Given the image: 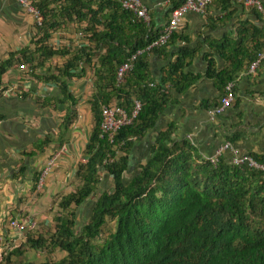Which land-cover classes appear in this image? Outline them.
Wrapping results in <instances>:
<instances>
[{"label": "trees", "instance_id": "trees-1", "mask_svg": "<svg viewBox=\"0 0 264 264\" xmlns=\"http://www.w3.org/2000/svg\"><path fill=\"white\" fill-rule=\"evenodd\" d=\"M47 1L34 3L42 16L40 39L47 42L50 36L45 30L58 26L48 5L61 3L57 9L59 16L85 22L88 44L70 54L67 50L50 49L40 41L35 51L25 50L16 59L11 55L2 61L0 78L14 61L31 66V70L33 63L34 68L38 61L52 56L67 57L57 71L60 78H80L85 73L84 66L95 60L92 92L86 101L92 127L82 149L84 162L75 171L80 184L59 198L57 207L62 214L54 217V229L47 238L34 237L31 230L24 236L25 244L34 252L59 250L65 255L58 261L39 264H264V172L225 163L219 156L212 165L206 157L193 155L188 144L171 143L168 128L155 138L139 172L128 181L123 179L131 141L153 128L168 103L169 88L181 93L197 79L182 72L195 51L182 49L159 80L149 77L144 52L140 53L133 60L132 69L117 83V67L155 38L157 30L136 21L116 0H51L49 4ZM235 2L243 6L238 0H211L209 4L229 16L234 12ZM262 6L264 9V0ZM248 9L257 17L260 15L261 20L259 11ZM234 33L235 39L224 35L215 41H204L205 46L229 63L216 72L213 60H207V75L217 79L221 95L243 65L264 50L261 26L238 21ZM174 38L187 43L184 36L175 37L173 32L165 44L151 50L167 45ZM60 83L58 88L70 105L62 121L68 126L76 119L77 101L65 82ZM133 98L141 103L132 122L120 126L111 142L101 138L100 106L115 101L129 112ZM100 172L111 177L112 188L95 196L87 221L78 225L74 209L95 194ZM107 222H113V228L102 238V227ZM18 246L11 248L0 264H12L11 257L19 252Z\"/></svg>", "mask_w": 264, "mask_h": 264}, {"label": "crops", "instance_id": "crops-1", "mask_svg": "<svg viewBox=\"0 0 264 264\" xmlns=\"http://www.w3.org/2000/svg\"><path fill=\"white\" fill-rule=\"evenodd\" d=\"M30 1L34 6L40 0ZM50 1H47L48 4ZM142 2L149 17L147 25L157 32L166 24L171 9L180 5V0ZM61 5H48L53 9V20L58 26L45 30L50 37L44 42L40 39L39 27H35L31 17L15 1L0 0V63L11 55L16 59L25 50L35 51L40 47V41L47 43L50 49L67 50L70 54L73 50L67 46L70 40L77 46L74 48L86 46L88 34L84 31L85 22H77L72 16L70 20L59 16L57 9ZM233 5L234 12L229 16L223 15L225 13L214 4L207 6L204 15L186 13L181 26L174 32L175 37L184 36L186 44L174 38L159 49L143 53L149 77L159 80L182 49L194 50L182 72L197 76V79L181 93L169 88L168 103L163 106L153 128L143 137L131 141L128 169L123 174L125 181L139 172L140 165L149 157L155 138L168 128L169 141L177 146L188 144L195 156L209 157L227 142L230 149L225 148L219 156L223 162L231 164V156L247 154L264 164V61L253 73L248 72L249 64L245 63L246 66L243 65L232 80L233 103L213 117L207 114L209 108L218 104L222 92L217 79L207 75V60H213L216 72L229 63L205 46V39L215 41L224 35L235 39L234 27L238 21L261 26L260 15L257 17L236 2ZM77 24L82 32L78 39L72 32ZM246 45H250L248 40ZM66 59L65 56H52L39 63L34 59L37 65L33 68V63L31 70V66L14 61L0 78V253H4L11 241L23 242L8 227V219L18 218L23 224L33 222L32 215L40 209L42 201L69 193L67 188L71 187L76 171L73 167L78 161L84 162L82 149L87 136L81 141L79 134L87 135L92 127L86 101L92 92L95 59L89 66H84L82 77L64 80L57 75V71ZM73 80L78 83L74 84ZM62 81L77 101L76 119L68 126L62 124L70 107L58 88ZM84 82L88 83L87 95L80 97L78 92ZM53 155L56 156L54 169L45 178L39 192L36 181L46 160Z\"/></svg>", "mask_w": 264, "mask_h": 264}, {"label": "built area", "instance_id": "built-area-1", "mask_svg": "<svg viewBox=\"0 0 264 264\" xmlns=\"http://www.w3.org/2000/svg\"><path fill=\"white\" fill-rule=\"evenodd\" d=\"M15 1L21 10L29 15L35 25V27H40L42 23V17L40 12L32 6L30 0H13ZM120 7L124 10L130 11L136 21H141L144 24H148L149 17L146 11V7L143 4L142 0H116ZM211 0H183L182 3L177 6L176 8L172 9L169 12L168 19L166 24L160 29L158 34L155 38H153L146 46L141 49L135 50L129 57L126 58L125 61L121 62V64L117 67L116 70V81L117 83L122 82L124 76L132 69L133 67V60L135 57L143 52H148L153 47H160L168 40L170 35L175 32L181 26L182 18L186 13H194L197 15H204L206 6L210 3ZM240 1L244 7L254 8L261 13V28L264 33V9L262 6V0H238ZM254 60L249 63L248 72H255L256 68L259 66L260 62L264 61V50L261 52L259 51ZM19 68H22L19 66ZM153 82H150V85H153ZM234 84L233 81H229L225 88L224 93L219 98L218 104L212 106L207 111L208 116L213 117L221 113L226 107L233 103L235 98L234 93ZM140 101L138 99H134L132 103V107L129 112H126L122 107L115 103H106L105 105H101L100 110V122L98 126L99 135L101 138L108 140L111 142L114 133L116 130L123 125L129 124L135 118L136 113L140 108ZM230 149V145L226 142L224 145L220 146L218 149L214 151V153L206 157L205 159L211 163L212 165L215 164L217 160V156L222 152L225 148ZM56 156H49L46 160L44 167L42 168L40 175L36 181V187L39 189L41 181L43 180L44 176L48 170L54 166ZM235 165H247L248 167L259 168L260 170L264 171V164H260V162L255 161L249 155H233L230 160ZM7 225L10 229H13L16 235L19 238L23 237L25 231H33L34 230V223L27 222L26 224L22 223V220L18 218H9L7 221ZM2 242L0 236V243ZM4 253H0L1 255Z\"/></svg>", "mask_w": 264, "mask_h": 264}, {"label": "rangeland", "instance_id": "rangeland-1", "mask_svg": "<svg viewBox=\"0 0 264 264\" xmlns=\"http://www.w3.org/2000/svg\"><path fill=\"white\" fill-rule=\"evenodd\" d=\"M70 30H72V29H70ZM72 32L76 36V39H78L80 37V33H82L81 28L78 26V24L75 25V28L72 30ZM78 34H79V36H78ZM70 41H69L67 46H69L70 48H73V50H72V52H73L75 49H77L74 47H77V46L73 45ZM73 83L77 84L78 82L76 80H73ZM84 85H85L86 89H85ZM84 85L81 88V91L78 92L80 97L87 95L86 92L88 91V83L84 82ZM91 125H92V121H91ZM79 135L81 136V141H82V139H84V136H87V135H84L82 133ZM76 158H77V156H76ZM78 164H80L79 161L77 163H75L73 170L76 169ZM44 165H43V167H44ZM53 169H54V167L52 166L48 170V172L46 173V176H44V178L41 181V184L39 186V189H38L39 192L43 188L45 178ZM79 184H80L79 179L74 176L71 187L67 188V191L68 190H69V192L74 191L79 186ZM111 188H112L111 177L109 178L108 176H106L105 174L100 172L99 173V184L96 187L95 194H93L88 199V201L85 204H83V206H81L80 208L74 209L71 206V208L75 210L76 221H77L78 225H82L83 223H85V221H87V218L90 214L91 204L94 201L95 196L98 193H100L101 191H110ZM39 192H37V193H39ZM58 200H59V198L56 195V196L50 197L47 202L42 201L41 206L39 207L40 209L37 212H35L34 215H32V219H33L32 221L34 223L35 228L32 231V233H30V235H32L34 237L42 236L44 238H47L53 232L54 223H55L53 219H54V217H57V215L62 214V212L57 207ZM102 228L104 230L102 233V238H103L107 235V232L112 230L113 222H107L105 224V226H103ZM26 234L27 233L24 234L25 237H26ZM25 237L23 238V242L18 244L19 246H18L17 250H19V252L17 254L15 253L11 257L12 264H24V263L39 264L40 262H43V261L55 262V261L60 260L65 255L63 252H60L59 250H52V251L43 250V251H39V252H34V251L30 250L27 247V245L25 244ZM7 242L8 241H6V243ZM16 243L11 241L6 245L7 248L4 251L3 257L12 246L15 247L17 245Z\"/></svg>", "mask_w": 264, "mask_h": 264}, {"label": "clouds", "instance_id": "clouds-1", "mask_svg": "<svg viewBox=\"0 0 264 264\" xmlns=\"http://www.w3.org/2000/svg\"><path fill=\"white\" fill-rule=\"evenodd\" d=\"M134 99H137V98H133V100H134ZM138 100H139V99H138ZM139 101H140V100H139ZM132 102H133V101H132ZM111 103H112V102H111ZM113 103L116 104L115 101H113ZM131 107H132V106H131ZM213 153H214V152H213ZM118 154H119V152H118ZM220 155H221V153H220L218 156H220ZM231 157H232V156H231ZM231 157H230V160H231ZM230 162H231V161H230ZM231 164H232V165H235V164H233L232 162H231ZM260 164H261V163H260ZM236 166H239V165H236ZM240 166H243V165H240ZM245 166H247V165H245ZM247 167H248V166H247ZM250 168H253V167H250ZM254 169H259V168H254ZM259 170H260V169H259ZM260 171H262V170H260ZM262 172H264V171H262ZM34 228H35V226H34ZM25 232H26V231H25ZM25 232H24V233H25ZM23 238H24V234H23V237H22L20 240H23ZM20 240H19V241H20ZM18 243H19V242H18ZM18 243H17V244H18ZM16 246H17V245H16ZM2 257H3V254L1 255V258H2ZM1 258H0V260H1Z\"/></svg>", "mask_w": 264, "mask_h": 264}]
</instances>
